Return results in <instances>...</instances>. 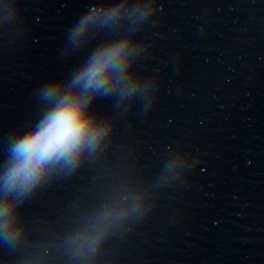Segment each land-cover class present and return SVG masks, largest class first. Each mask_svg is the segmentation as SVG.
<instances>
[{"label": "clouds", "instance_id": "1", "mask_svg": "<svg viewBox=\"0 0 264 264\" xmlns=\"http://www.w3.org/2000/svg\"><path fill=\"white\" fill-rule=\"evenodd\" d=\"M126 48V42L102 47L79 70L71 81V90L54 104L40 125L15 145L16 163L6 175L7 186L26 189L50 163L71 162L82 148L99 140L102 130L93 128L85 109L96 93L109 94V81L124 70ZM63 87L62 82H55L45 95L54 97Z\"/></svg>", "mask_w": 264, "mask_h": 264}]
</instances>
